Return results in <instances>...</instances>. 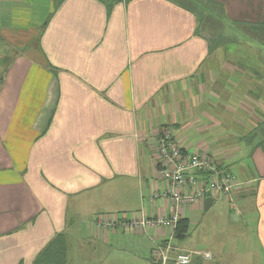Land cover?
<instances>
[{"label":"crops","instance_id":"obj_1","mask_svg":"<svg viewBox=\"0 0 264 264\" xmlns=\"http://www.w3.org/2000/svg\"><path fill=\"white\" fill-rule=\"evenodd\" d=\"M203 1L229 27L264 23V0ZM209 55L196 13L175 0H0V264H34L60 235L65 264H158L164 243L211 252L191 264H264V50L257 75L206 67ZM167 129L235 174L228 196H209L226 213L208 232L241 221L244 234L200 247L175 245L174 228H95L101 216L170 214L149 202L152 141ZM201 208L185 210L183 240Z\"/></svg>","mask_w":264,"mask_h":264},{"label":"built area","instance_id":"obj_2","mask_svg":"<svg viewBox=\"0 0 264 264\" xmlns=\"http://www.w3.org/2000/svg\"><path fill=\"white\" fill-rule=\"evenodd\" d=\"M152 145L156 173L158 175L159 170L161 181L160 188L151 194L149 202H166L167 207L171 208L170 214L147 219L139 213L127 217L119 215L114 219L123 217L125 222H132L147 231L175 228L177 222L185 218L187 208L196 205L203 207L205 199L213 194L228 196L238 185L234 173L217 163L207 151L193 149L185 142L176 140L172 130L159 132ZM154 251L153 255L159 259L158 264H191L195 256L203 260L212 259L209 251H173L168 243L155 244Z\"/></svg>","mask_w":264,"mask_h":264},{"label":"rangeland","instance_id":"obj_3","mask_svg":"<svg viewBox=\"0 0 264 264\" xmlns=\"http://www.w3.org/2000/svg\"><path fill=\"white\" fill-rule=\"evenodd\" d=\"M54 1V0H53ZM106 3H111L119 0H103ZM180 4L194 10L198 19V31L201 33L210 43V55L205 64L206 67L214 68L217 60L220 63V66L223 67V74L225 73V69L230 70V67H233V70L241 73L242 70H253L257 75L255 69L263 67V61L260 57L259 53L264 50V26H234L229 27L228 22L225 20L226 16L223 10L217 9L210 4H206L203 0H175ZM208 3V2H207ZM45 24V21H42V26ZM232 25V24H231ZM261 44V46H258ZM263 46V47H262ZM237 68V69H235ZM240 70V71H239ZM231 71V70H230ZM208 75L210 72H207ZM214 75H217L214 72ZM248 75V74H245ZM244 75V76H245ZM242 80V79H241ZM189 125V124H188ZM190 128L192 127L189 125ZM187 129V133L185 134L189 140L192 141L193 145H196L199 141V137L194 133L195 130ZM162 132V131H161ZM185 133V132H184ZM174 134V133H173ZM178 139L174 136L176 140L182 139V135L176 133ZM201 137V136H200ZM187 144V143H186ZM192 144L189 146L192 147ZM155 158V155H154ZM155 165V164H154ZM156 166V165H155ZM154 174V173H153ZM160 174L158 170V175L154 177L155 181L159 183ZM221 198L222 196H217ZM163 204L162 200H156L153 202V206H159ZM200 209H202L200 207ZM221 209L222 213H226V206L223 203L220 206L213 205L211 209L207 211H201L199 213H193V220L191 221L192 226L190 227V237L186 240L174 239L173 243L175 245H183L190 246L193 243L199 242V246L203 247V242L209 243V241L220 243L222 239V234H231V232L236 234H244L249 229V225H244V222L241 221L233 222V225L226 229V231H222V233H217L215 230L211 233L208 232L213 226L215 227L216 222L214 221L216 217V210ZM220 217L221 213L219 211ZM226 215V214H224ZM105 217H98L94 219V226L98 231L106 232L112 231L115 229H129L134 230L136 232H143L150 234V231H147L145 228L139 227L132 222H125L123 217L121 219H110ZM116 217V216H115ZM149 217L147 219L156 218ZM98 219V220H97ZM144 219V218H143ZM139 220V219H138ZM96 221H98L96 223ZM103 222V224H100ZM137 223V222H136ZM226 226H230L229 223L224 224ZM127 227V228H126ZM161 228H159L160 230ZM206 244V243H205ZM208 245V244H207ZM155 251L153 250L152 253ZM157 258V257H156ZM77 260V261H76ZM159 261V259H157ZM76 263L83 264L85 260L80 256H75ZM158 263V262H157ZM84 264H87L84 263ZM96 264V263H95Z\"/></svg>","mask_w":264,"mask_h":264},{"label":"trees","instance_id":"obj_4","mask_svg":"<svg viewBox=\"0 0 264 264\" xmlns=\"http://www.w3.org/2000/svg\"><path fill=\"white\" fill-rule=\"evenodd\" d=\"M101 1L104 2L103 0ZM261 26H264V23L261 24ZM187 229H188L187 220L186 219L179 220L174 228V237L177 239H182L186 235ZM66 252L67 249H66L65 238L62 235H60L55 240H53L47 246V248L43 250V252H41L38 255L34 264H65L66 256H67Z\"/></svg>","mask_w":264,"mask_h":264},{"label":"water","instance_id":"obj_5","mask_svg":"<svg viewBox=\"0 0 264 264\" xmlns=\"http://www.w3.org/2000/svg\"><path fill=\"white\" fill-rule=\"evenodd\" d=\"M212 199L210 197L205 199V210H208L212 204Z\"/></svg>","mask_w":264,"mask_h":264}]
</instances>
